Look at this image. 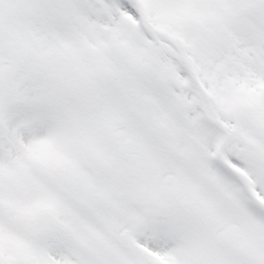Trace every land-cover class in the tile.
Wrapping results in <instances>:
<instances>
[{"label": "snow or ice", "instance_id": "obj_1", "mask_svg": "<svg viewBox=\"0 0 264 264\" xmlns=\"http://www.w3.org/2000/svg\"><path fill=\"white\" fill-rule=\"evenodd\" d=\"M0 264H264V0H0Z\"/></svg>", "mask_w": 264, "mask_h": 264}]
</instances>
